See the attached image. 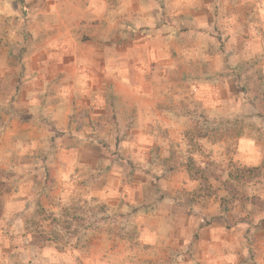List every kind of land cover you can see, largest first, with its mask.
I'll use <instances>...</instances> for the list:
<instances>
[{
  "label": "rangeland",
  "instance_id": "1",
  "mask_svg": "<svg viewBox=\"0 0 264 264\" xmlns=\"http://www.w3.org/2000/svg\"><path fill=\"white\" fill-rule=\"evenodd\" d=\"M257 1L228 0L217 38L198 41L207 50L191 54L190 67L181 62L189 54L175 51V76L153 88L117 79L139 56L126 51L137 35H120L123 21L96 19V3L0 0L1 264H202L182 243L199 236L183 230V206L223 190L243 167L239 138H253L264 153ZM153 89L161 96L148 107L159 104L175 119L172 131L159 124L145 140L139 129L148 118L132 94ZM49 111L67 117L69 129L59 130ZM185 171L198 183L183 186ZM172 173L180 183L174 222L154 185ZM231 183L241 191L242 182ZM234 202L223 199V209ZM257 249L252 260L264 264V245Z\"/></svg>",
  "mask_w": 264,
  "mask_h": 264
},
{
  "label": "crops",
  "instance_id": "2",
  "mask_svg": "<svg viewBox=\"0 0 264 264\" xmlns=\"http://www.w3.org/2000/svg\"><path fill=\"white\" fill-rule=\"evenodd\" d=\"M84 2L96 3V6L90 10L101 22L123 21L124 29L119 30L123 37L129 36L132 29L137 35V38L127 45L126 51H133L139 56L134 58L128 67H121L120 72H114L119 76L117 79L126 85L150 84L154 88L159 83H169L170 74L172 77L175 76L177 62H180L173 57L175 51L189 54L186 56L187 59L184 57L181 62L190 67V60L193 59L191 54L207 50V47L198 41L207 37L217 38L215 34L218 30L215 26H219V21L223 20V8L228 0H84ZM113 4L117 6L110 7ZM262 5L264 0H259L254 9L258 11L261 18H264ZM81 11L84 12V10ZM257 11L251 10V13L254 14ZM112 27L113 25L108 23V31L105 33L107 37L110 36ZM126 56L130 58L129 55ZM132 68L136 71L133 72ZM104 71L109 74L113 72L110 66L105 67ZM158 92L153 89L152 91L142 90L136 95L132 94L140 100L136 112L148 118L139 129L145 140L151 136L149 131H157L161 125L163 128H168V132L173 130L170 118L174 114L170 112L171 110L161 109L159 104L148 107L146 103L157 100L161 96ZM132 111L133 107H130L128 114ZM49 112L51 113H47V116L54 120L59 130L65 132L69 129L70 120L67 117L61 118L58 112ZM33 113V111L28 112L30 117ZM164 116H167L166 123L158 120V117L164 118ZM36 130L31 129L32 132ZM151 140H154L152 136ZM169 140V138H159L158 142L167 145ZM220 143H210L209 148L215 149ZM238 145L236 160L238 165L243 167L263 165L264 153H258L259 147L253 138L241 137L238 139ZM211 158H217V156ZM197 163L203 164L200 160ZM172 175L174 173L168 178H159V188L156 183L154 185L158 196H163V200L166 199L162 202H167L168 219L174 222L176 217L174 212L179 207L176 204L175 194L180 183L176 181L177 177ZM183 178L181 184L185 187L198 183L197 179L190 178L187 171L183 172ZM144 181L147 182L148 179ZM240 185L241 196L249 199L258 196L264 199V168L261 177L242 182ZM204 197L205 201L202 203L192 202L190 206L187 204L183 206L186 213L183 230L198 228L199 233L193 243L190 238L182 241L184 246L193 245L191 260L196 258L202 264H255L256 259L252 260L251 254L258 252L257 246L264 245V209L250 201L242 205L240 200H235L234 207L223 209V199L231 198L225 188ZM190 210L192 213L189 212ZM171 227L174 228V226ZM1 260L3 256L0 253V264Z\"/></svg>",
  "mask_w": 264,
  "mask_h": 264
},
{
  "label": "trees",
  "instance_id": "3",
  "mask_svg": "<svg viewBox=\"0 0 264 264\" xmlns=\"http://www.w3.org/2000/svg\"><path fill=\"white\" fill-rule=\"evenodd\" d=\"M262 104H263V109H264V101ZM263 168H264V163L261 166L242 167L240 170L237 169L235 173L232 172L229 174V179L224 181V188H225V190H227V192L229 193V195L231 196V199H233V201L240 200L239 199L240 193H239L238 189H236L235 186L233 185V183H231V182L234 180L236 182H247V181H250L252 179L259 178L262 175ZM242 197L244 198L245 196H242ZM240 201L243 203L250 201V202L258 205L262 209H264V199H262L261 197L253 196V197H251V199L245 197V200H240ZM0 214H1V209H0Z\"/></svg>",
  "mask_w": 264,
  "mask_h": 264
}]
</instances>
